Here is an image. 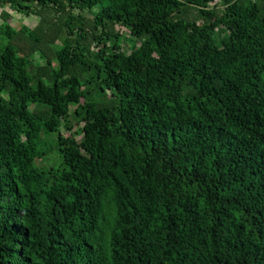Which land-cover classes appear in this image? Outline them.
Here are the masks:
<instances>
[{
  "label": "trees",
  "instance_id": "obj_1",
  "mask_svg": "<svg viewBox=\"0 0 264 264\" xmlns=\"http://www.w3.org/2000/svg\"><path fill=\"white\" fill-rule=\"evenodd\" d=\"M0 20V264H264V0Z\"/></svg>",
  "mask_w": 264,
  "mask_h": 264
},
{
  "label": "rangeland",
  "instance_id": "obj_2",
  "mask_svg": "<svg viewBox=\"0 0 264 264\" xmlns=\"http://www.w3.org/2000/svg\"><path fill=\"white\" fill-rule=\"evenodd\" d=\"M98 8H99L98 6L95 7L92 10V12L96 13L98 11ZM6 11L12 15L13 20H12L11 25L14 28H20V26H26V27H30L31 28V27H34L37 24V22H38V19L36 17H33V16L25 17V16H23L21 14L13 13L10 9H6ZM85 15L88 16V14H85ZM0 22H1V20H0ZM123 33H126V32H123ZM124 35L127 36L128 34L126 33ZM122 46H123V49L125 50V52L130 53L131 45H130L129 42L122 43ZM51 162H52V160H51ZM51 162H49V163H51Z\"/></svg>",
  "mask_w": 264,
  "mask_h": 264
}]
</instances>
